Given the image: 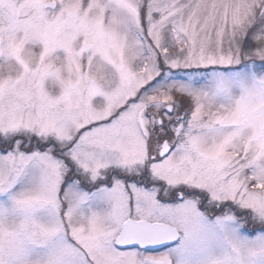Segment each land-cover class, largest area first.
<instances>
[{
    "label": "snow or ice",
    "instance_id": "6c2138e0",
    "mask_svg": "<svg viewBox=\"0 0 264 264\" xmlns=\"http://www.w3.org/2000/svg\"><path fill=\"white\" fill-rule=\"evenodd\" d=\"M0 264H264V0H0Z\"/></svg>",
    "mask_w": 264,
    "mask_h": 264
}]
</instances>
